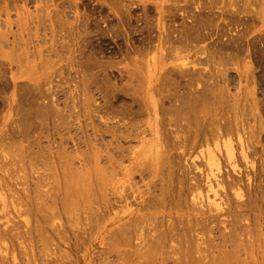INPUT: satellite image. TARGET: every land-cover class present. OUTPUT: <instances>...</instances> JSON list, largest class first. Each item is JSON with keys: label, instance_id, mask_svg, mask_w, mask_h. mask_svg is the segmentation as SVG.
<instances>
[{"label": "rangeland", "instance_id": "1", "mask_svg": "<svg viewBox=\"0 0 264 264\" xmlns=\"http://www.w3.org/2000/svg\"><path fill=\"white\" fill-rule=\"evenodd\" d=\"M17 7L4 14L0 3V264H82L84 253V264H133L128 247L120 249L124 259L106 249L128 224L154 252L164 241L165 255L155 259L167 264L170 247L179 246L192 258L211 247L263 258L264 0H20ZM183 26L189 41L178 45ZM153 58L164 68L159 93L180 71L198 101L183 122L191 144L145 193L148 170L121 180L104 166L103 144L110 154L114 144L103 139V116L113 96L121 107L141 101ZM30 104L42 113L25 129ZM136 115L144 129L143 110ZM151 139L145 132L119 143L124 167ZM70 198L80 200L75 216L61 212ZM214 204L220 221L200 223L194 209ZM114 215L120 220L109 223Z\"/></svg>", "mask_w": 264, "mask_h": 264}, {"label": "bare ground", "instance_id": "2", "mask_svg": "<svg viewBox=\"0 0 264 264\" xmlns=\"http://www.w3.org/2000/svg\"><path fill=\"white\" fill-rule=\"evenodd\" d=\"M20 0H0V3L3 4V12L4 14H7L10 8L17 10V2ZM159 1V0H158ZM179 43L178 45L182 44L185 45L187 41H189V34L186 32L184 26L180 27L179 30ZM98 51H93L95 54ZM91 53V52H90ZM92 54V53H91ZM94 54H92V57L94 58ZM84 54L82 55V57ZM89 56V55H88ZM91 56V55H90ZM85 57V56H84ZM92 59V58H91ZM99 60V59H97ZM152 62L154 66H151V72L150 76L142 90L143 97H141V101H131L130 104L121 107L118 106L117 97H114V102L110 101V105L107 106L108 110L105 111L103 116V124H104V132H103V139L106 138V135H109L111 138V141L114 144V154H110L109 152V143L103 144V152L101 155L102 161L104 166L107 169H111L113 172V176L120 177L121 180H129L133 177V174L138 172L139 170H148V182L144 185L146 191L145 193H148V190L150 188V183H153V181H163L164 174L166 177H169L170 171L172 169V163L180 153L186 147L191 144L189 142L190 137H188L186 132V126L183 125V122L186 121L187 116V109L190 108L189 104L193 100L194 103L198 101L197 95H193L190 92V89L188 90V83L183 82L185 80H181L184 76H187V74H183L182 72H176L172 73L174 77L177 79L175 83L170 87L171 89H166V91L159 93L158 89L159 86L157 85V80L160 81V76L164 71V68L161 66L156 65V60L153 58ZM91 63V62H90ZM88 64V63H87ZM87 66H90L89 70L96 69V61L92 62L91 64H88ZM87 69V67H86ZM88 70V71H89ZM92 70L90 72H92ZM98 70V69H97ZM96 70V71H97ZM85 70H83L84 72ZM1 73V72H0ZM101 75V71H97V76L99 77ZM155 88V89H154ZM188 90V91H187ZM158 92L159 94L154 95L155 92ZM107 96H109V93L104 92ZM152 96L155 97V99H152ZM201 99L203 97L200 96ZM167 99L168 102L171 104L169 105V110L166 109L164 105V100ZM188 100V101H187ZM109 100H107L108 102ZM8 102V100H7ZM88 102V100H87ZM6 106V102H5ZM9 106V105H8ZM41 106H38L37 104H30L28 106V109L23 117V124L24 128H29L30 120L32 117H36L41 115L42 110ZM110 108V112H109ZM143 110V115L146 118V122L144 123L145 128L141 129V121H139L136 118L137 110ZM166 112L165 118L159 119L158 115L161 112V115L163 112ZM154 119V125L150 127V123ZM188 119V117H187ZM114 121V126L111 128L108 127L107 122L108 121ZM161 126V127H160ZM122 127V128H121ZM166 128L167 131L164 133L161 129ZM161 131V133H160ZM148 133V135L152 138L151 141H141L140 147L138 151L131 150L129 152V157L127 160H125L128 163L127 167H124V156L122 154L121 147L119 145L120 142L127 141L129 139H135L140 134ZM155 142L156 148L154 149V143ZM228 144V143H227ZM228 147V153L227 157H231L230 154V147ZM115 155V156H114ZM116 155H121V159H118ZM213 158L212 155H208V163H212ZM112 187L116 190V188L119 185L118 181L112 180ZM220 183V182H218ZM142 197V196H141ZM119 200V197L115 198ZM79 201L78 199L73 200L72 198L66 199L61 204V212L62 214H66L65 216H68L69 214L71 216H75L76 210H78L79 207ZM196 204L194 203V206ZM179 205H174L172 207H169L170 209L178 210ZM213 206V207H212ZM64 207V208H62ZM109 207V202L107 199V195L103 196V208L107 209ZM67 210V213H66ZM195 211H197L198 216H200V223L205 224L206 222L214 223L216 221H220L219 218L222 217L223 211L219 208V205L214 204L209 206L206 211L200 210L199 208H195ZM65 211V213H64ZM98 213V212H97ZM93 216H96L95 213H87L85 216L86 224L85 226L89 227V224L93 221ZM118 220H120L117 215H114L112 219L109 220V223L115 224ZM150 221V220H148ZM153 225H156V221H150ZM129 225V232H120V240L118 242V238H113L112 242L107 244V251H109L112 254H114V257L117 259H124L127 256V253L123 250L121 251V248L128 247L131 249L130 251V258L131 263L133 264H153L155 263V256L158 255V253L165 255V252H162L164 248V241H160L159 244L155 246L156 249L159 251L154 252L152 248H154L153 242L151 243V240L146 239V235L143 234L140 230H136V225ZM117 232V233H119ZM130 235L133 237V240L130 241L129 237ZM127 237V238H126ZM135 241L136 243H133ZM109 245V246H108ZM168 249V248H167ZM172 252L170 253V256L172 257V264H264V257L261 259L253 260L252 259L248 261V259H239L233 256L227 255V253L217 251L215 248H209L204 250L198 249V251L202 252H196L194 258L191 257V253L189 252V248L180 247L178 249H173L170 247ZM107 252V253H109ZM159 254V256H160ZM158 258L160 259V257ZM86 253H84L82 258V264L85 263ZM162 258V256H161ZM171 258V257H170ZM155 259V260H154ZM158 260V259H157ZM156 260V262H157ZM157 264H167L165 259L158 260Z\"/></svg>", "mask_w": 264, "mask_h": 264}]
</instances>
